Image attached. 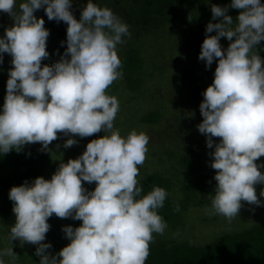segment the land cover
I'll list each match as a JSON object with an SVG mask.
<instances>
[{"label":"clouds","instance_id":"clouds-1","mask_svg":"<svg viewBox=\"0 0 264 264\" xmlns=\"http://www.w3.org/2000/svg\"><path fill=\"white\" fill-rule=\"evenodd\" d=\"M72 4L21 0L17 6V0H0V11L13 20L0 36V64L7 53L13 65L0 110V155L36 142L47 151L58 133L70 137L65 148L78 143L75 135L105 133L77 158L61 161L50 179L39 176L11 187L15 223L9 239L36 245L39 264H145L153 233L162 234L167 226L157 211L167 192L156 186L141 195L136 177L149 136L132 130L122 137L114 130L119 102L106 94L123 75L117 45L131 33L108 7L87 0L77 19ZM41 8L48 20L67 24L64 53L43 66L50 31L44 19L34 15ZM229 8L241 10L235 23ZM211 12L213 20L222 19L206 25L199 59L207 68L217 58L218 64L203 92V120L197 128L206 136L207 147L215 146L209 155L217 183L207 211L231 221L240 214L242 202L264 206L256 191V185H264V161L256 162L264 156V57L250 54L264 41V3L231 0L223 7L212 4ZM213 31L215 35H207ZM221 37L230 41L226 49ZM82 182L96 186L89 191ZM259 196L264 197V189ZM53 214L82 221L78 227L62 228L70 243L55 254L48 251L50 242L43 243ZM4 256L13 264L18 258L13 248L0 249V264H5Z\"/></svg>","mask_w":264,"mask_h":264},{"label":"rangeland","instance_id":"rangeland-1","mask_svg":"<svg viewBox=\"0 0 264 264\" xmlns=\"http://www.w3.org/2000/svg\"><path fill=\"white\" fill-rule=\"evenodd\" d=\"M21 0H17V5ZM111 0H93L100 7H104ZM114 1V0H112ZM87 0H74L72 4L73 14L77 19L80 17L81 9L86 5ZM241 11V10H240ZM237 12L233 18L239 15ZM3 12L0 11V14ZM3 16V14L1 15ZM7 13L3 17V23L8 22ZM1 18V17H0ZM10 18V17H9ZM188 19V12L181 13L175 21H170L168 25L155 34L140 35L134 33L138 39L137 47L144 57L145 66L143 71V83L139 90L129 91L121 78L115 80L109 89L112 96L119 102V111L114 119V130H118L122 137H126L132 130L144 132L149 136L145 161L138 165L139 174L137 181L151 173L159 172L173 180L175 190L180 195L182 187L188 185L190 180L188 174L182 166V154L186 148L194 143L205 146L204 166L210 169L212 157L210 152L215 146L209 149L206 144V136L199 132L197 125L202 122L199 105L192 99L193 88L196 85L208 87L214 80V72L218 58L213 61L210 68L206 67L205 61L199 59L200 52L191 49L184 39V27ZM5 21V22H4ZM124 45L118 44L121 49ZM48 47V60L58 61L63 50ZM57 50H59L57 52ZM120 58L121 53L118 52ZM12 57L4 54V62L0 64V76H8V69L12 68ZM193 69L192 75L188 76L189 69ZM0 79V110L3 107ZM159 113L156 123H147L143 119L150 113ZM105 135L101 130L89 137L74 138L78 143L65 148L62 144L57 149L51 151L50 161L45 168L49 179L57 170L61 161L67 163L69 159H75L86 150V145L93 139ZM218 137L213 140L219 142ZM2 169L0 167V175ZM88 190L95 188L96 183L88 184L82 182ZM243 207L240 214L229 221L219 214H209L206 205H197L190 208L182 219L179 226L174 229H164L162 234L153 233V239L164 241H176L179 243H190L195 246H202L210 243L221 233L238 232L250 228L256 224L264 222V206L249 205L242 202ZM15 221V215L5 211L3 200V190L0 183V249L13 248L18 255L14 264H39V257L35 255L36 245L24 243L19 240H10V228ZM51 225L46 233L43 243H51L49 252L55 254L70 241L65 237L62 228L71 225L78 227V221L69 218H59L53 214L48 219ZM238 227L241 229L235 230ZM194 243V244H193ZM5 264H13L11 257H2Z\"/></svg>","mask_w":264,"mask_h":264},{"label":"trees","instance_id":"trees-1","mask_svg":"<svg viewBox=\"0 0 264 264\" xmlns=\"http://www.w3.org/2000/svg\"><path fill=\"white\" fill-rule=\"evenodd\" d=\"M261 2L264 3V0ZM212 4L223 7L230 5L231 0H111L107 2L104 7L110 8L116 16L127 23L131 33L130 36L123 37L124 47L117 48V52L121 53L119 71L123 73L120 78L125 83L124 87L132 92L137 91L140 89L144 78L145 61L141 50L136 45L138 39L133 36L134 33L140 35L155 34L164 29L170 21H175L181 13L188 12V19L184 27V39L191 49L200 52L201 45L206 38V25L209 22L217 23L222 19H212ZM239 11L240 9L229 8L228 15L233 17ZM2 14L3 16H1ZM2 14H0V36L4 35L6 27L13 24V20L8 14L7 16L10 17L7 18L8 22L3 23V17L6 13L3 12ZM34 15L38 19L43 18L44 26L50 31L47 48H57L64 52L67 47V24L63 21L57 23L55 20H48L43 8L37 10ZM215 34L213 31L207 35ZM62 41L65 43L61 44ZM220 43L222 48L226 49L230 41L226 37H221ZM250 54H258L264 57V41L253 48ZM52 63L55 61L42 60V66ZM192 72L193 69H189L188 76L192 75ZM0 79L2 81L1 86L4 88L1 96L4 102L8 76L1 75ZM205 90L206 87L201 85H196L193 88L192 99L195 104L200 105L204 99L203 92ZM106 94L112 96V90L107 88ZM159 116V113H150L144 117L143 121L156 123ZM68 138L70 137L58 133V138L48 146L49 150L47 151H41V144L36 142L23 146L19 152L11 150L7 154L0 155V167L2 169L0 183L6 212L15 215L12 211L13 202L8 195L11 187L19 186L26 180L31 182L39 176L49 179L45 168L50 161L51 151L57 149L58 145L60 147L64 144ZM204 149V145L194 143L189 145L182 154V166L188 174L187 178L191 177L192 180L188 185L182 187L180 195L175 190L173 180L159 172L148 174L138 181L137 186L142 187L141 195H146L156 186L166 190L167 197L164 205L157 210L166 222V230L179 226L190 208L197 205H206L211 208V200L217 183L214 179L217 170L205 168ZM261 161H264V156H261L256 162L259 164ZM261 171L264 172V169ZM261 189H264V185H256L258 198L264 201V197L259 196ZM92 190L94 188L89 189V191ZM177 204L179 211L176 210ZM77 221L78 226H80L82 221ZM238 229L241 227L235 230ZM148 252L145 264H264V222L242 231L221 233L213 241L202 246L152 239L149 242Z\"/></svg>","mask_w":264,"mask_h":264}]
</instances>
